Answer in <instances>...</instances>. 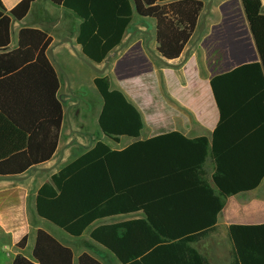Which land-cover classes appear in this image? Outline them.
<instances>
[{
  "label": "trees",
  "instance_id": "trees-1",
  "mask_svg": "<svg viewBox=\"0 0 264 264\" xmlns=\"http://www.w3.org/2000/svg\"><path fill=\"white\" fill-rule=\"evenodd\" d=\"M35 0H20L7 10L0 1V48L10 41L12 18H23ZM80 20L76 41L82 53L102 63L121 43L133 7L155 20L158 53L178 58L190 41L204 7L202 0H50ZM259 61L213 76L210 86L219 118L207 137L187 138L170 131L137 139L123 149L97 141L64 165L36 193L37 214L78 236L100 218L129 212L145 217L100 224L90 233L122 264H210L191 242L214 230L216 217L231 194L254 189L264 177V7L241 0ZM51 38L21 28L17 47L0 53V176L16 175L54 154L63 120L60 82L46 55ZM93 83L102 97L98 126L112 140L138 138L140 111L107 75ZM214 163L212 181L204 177L206 156ZM231 264H264V223L230 224ZM23 237L18 244L23 245ZM72 252L39 228L32 260L16 255L12 264H47ZM78 264H102L88 253Z\"/></svg>",
  "mask_w": 264,
  "mask_h": 264
},
{
  "label": "crops",
  "instance_id": "crops-1",
  "mask_svg": "<svg viewBox=\"0 0 264 264\" xmlns=\"http://www.w3.org/2000/svg\"><path fill=\"white\" fill-rule=\"evenodd\" d=\"M0 1L9 10L20 0ZM202 1L204 7L197 27L181 55L173 60L164 59L157 51L155 20L138 15L133 7L121 43L109 53L112 54L109 66L102 74L84 62L88 58L76 41L80 20L71 11L52 4L50 0H35L23 18L11 19L10 41L6 48H0V53L17 47L21 28L41 30L51 38L46 55L57 76L58 69L54 61H69L67 70L71 73L78 68H86L88 79L98 97L92 103L90 97L84 95L81 88L77 89L78 85L71 82L70 78H66V82L59 80L58 97L63 106V120L53 156L21 174L0 176V264H12L16 255L36 263L32 252L39 228L71 250V264H78L79 256L84 252L102 264H122L112 252L93 240L90 233L100 224L144 218L141 212L100 218L88 225L80 235L73 236L37 214L36 193L43 183L50 181L51 175L90 149L97 141L105 142L111 149L120 150L137 139L178 131L187 138L205 136L210 147L212 132L219 118L210 79L238 65L259 61V55L241 0H212L205 16L204 29L199 31L198 26L208 0ZM262 4L264 7V0ZM186 50L189 51L188 55H185ZM76 62L81 66L78 67ZM170 63L178 66H171ZM95 64L103 66V62ZM99 75H107L110 88L121 90L140 111L143 127L138 138L121 135L118 140H105L107 137L98 126L102 97L93 83ZM135 87L154 93L146 100L149 105L139 95L144 92H139ZM150 109H153L157 120L159 117L160 126L157 127V121L148 116ZM83 110L92 112L80 118ZM203 168L204 177L218 193L212 181L214 163L209 151ZM44 221L49 223L44 224ZM259 223H264V177L254 189L226 196L217 214L214 230L191 242V246L210 264H231L232 244L227 227L230 224ZM23 237L26 238L24 244H18ZM55 255L56 249L47 247L45 262L56 264ZM59 264H66L65 255L61 256Z\"/></svg>",
  "mask_w": 264,
  "mask_h": 264
},
{
  "label": "rangeland",
  "instance_id": "rangeland-1",
  "mask_svg": "<svg viewBox=\"0 0 264 264\" xmlns=\"http://www.w3.org/2000/svg\"><path fill=\"white\" fill-rule=\"evenodd\" d=\"M56 67H57V73H58V77H59V80H64L66 82V78H70V81L71 82H74L76 83L78 86H77V89L78 88H81V90H83V93H85L84 95H88L91 99L90 102L92 103H95V98L98 97V94L93 90V84L91 83V81L88 79V70L86 68H78L76 71L73 70L72 73L71 71H68V67H67V63L70 64V62H57V61H54ZM76 65L79 67L81 66L78 62H76ZM70 73V75H69ZM136 90L139 89V92H144V93H139V95H141V97L145 100V104L146 105H149V102L146 101L147 99H149L151 97V95L153 96L154 93L150 92V91H146L144 90L142 87H135ZM140 89H143V90H140ZM64 106L67 105V103H65V100H64ZM150 107V106H149ZM92 111L91 110H83L82 111V115L80 116V118H84L85 114L87 113H91ZM148 116L150 117V119H152L153 121H157L156 122V125L157 127L160 126V122H159V117H158V120L156 119V117L154 116V112H153V109H150L148 111ZM106 141L108 142H111L108 138H105ZM46 223H49L47 221H44V224ZM201 246V244H199V247Z\"/></svg>",
  "mask_w": 264,
  "mask_h": 264
},
{
  "label": "water",
  "instance_id": "water-1",
  "mask_svg": "<svg viewBox=\"0 0 264 264\" xmlns=\"http://www.w3.org/2000/svg\"><path fill=\"white\" fill-rule=\"evenodd\" d=\"M211 3H212V0H208V2L206 3V10H205V14L202 16V20L198 26V29L199 31H202L204 29V25H205V16L206 14L209 12L210 10V6H211ZM136 31H134L133 33H135ZM122 46V44L120 45ZM49 53H51V49H49L48 51ZM189 51L186 50L185 51V55H188ZM111 55L112 54H109L103 61V66L102 67H98L93 61L89 60V59H84V62L89 66L91 67L94 71H96L97 73L99 74H102L104 73V71L108 68L109 66V61H110V58H111ZM171 66H178L177 64H173V63H170Z\"/></svg>",
  "mask_w": 264,
  "mask_h": 264
}]
</instances>
